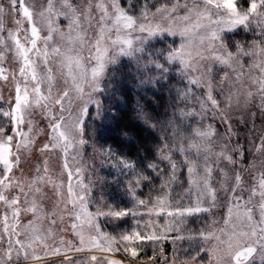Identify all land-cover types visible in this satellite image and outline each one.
<instances>
[{
	"label": "snow or ice",
	"instance_id": "obj_1",
	"mask_svg": "<svg viewBox=\"0 0 264 264\" xmlns=\"http://www.w3.org/2000/svg\"><path fill=\"white\" fill-rule=\"evenodd\" d=\"M8 3L16 27L5 28L7 9L0 3V80L10 78L7 68L3 67L8 53L17 67L11 76L14 102L8 110L0 108V208L3 209L0 264H13L14 259L21 258L31 264H43L49 255H61L60 247L48 244L56 223L51 219L55 213L49 214L50 226L42 227L39 221L45 213L42 200L38 201L37 197L43 196L45 185H52L57 195H62V184L48 174L46 161L43 168L34 169L31 177L16 175L21 169L22 153L30 152L35 144L33 115L37 109L49 120L51 129L49 142L39 150L61 152L62 168L68 177L64 210L74 220L71 228L79 237L80 245L85 244L83 222L91 229L87 241L92 248L101 252L122 251L132 258L130 264H133L146 245H153L154 252L160 250L155 245L167 239L169 232L178 231L177 221L183 223L186 217L209 213L219 202L218 193L223 192L227 200L223 223L229 225L235 214L241 224L233 225L231 231L219 229L222 235L217 234L215 220L201 229L202 244L196 250L193 264L196 258L202 264H252L257 256L264 264V168L258 176L253 173L250 186L245 187L242 172L255 169L256 164L251 163L245 169L244 150L238 143H232L233 109L241 100L245 108L258 100L256 106L264 116V0H248L246 7L240 0H185L184 3L176 0L157 7L155 12L145 7L140 16L129 14L121 0H87V3L81 0V4L75 0H43L39 11L34 5L30 7L28 0H8ZM92 28L97 29L95 35L89 32ZM238 28L257 30L259 39L248 46L240 42L229 44L223 33ZM163 33L180 37L179 46L157 50L154 57L142 61L138 54L144 52V42ZM193 35L205 46L203 51H197L195 63L189 50ZM85 50L87 57L83 55ZM121 56L130 57L143 69L138 88L155 87L167 80L173 68L178 79L185 82L182 87L171 86L175 88L176 104L166 121L154 120L139 102L134 109L139 111L133 119L164 133L156 146L155 159L147 163V168L161 179V190H170L183 169L188 193L194 199L187 206H181V202L173 206L169 191L157 196L154 203L136 200L130 181L133 199L148 208L150 218L143 222L136 220L135 227L113 236L102 231L97 217L120 219L131 215L135 218L141 214L134 209L89 211L90 183L85 184L80 178L84 172L82 167L69 168L68 158L71 156L75 161L71 150H79L87 143L84 134L90 106H96L97 115L100 114L102 105L97 96L103 90L102 80L107 67L118 63ZM245 58H251V62ZM200 61L210 63L204 65ZM219 70L223 75L217 85ZM57 73L63 77L65 87L54 93ZM225 83L235 91L221 98L217 92L223 93ZM246 83L248 87L244 89ZM209 117L212 122L205 123ZM132 131L125 126L122 134L131 139ZM255 151L264 156V135ZM101 154L112 155L110 151ZM120 163L126 168L134 167L126 160ZM133 175L136 186L151 179L143 172L134 171ZM243 192L248 193L247 200H243ZM68 204L72 206L71 211ZM29 214L32 219L23 223L22 217ZM153 214L170 219L161 224L151 219ZM5 237L7 248H2ZM61 243L69 251L84 250L71 242ZM64 259L72 264L67 253ZM91 259L96 261L97 257ZM107 264L121 262L108 259Z\"/></svg>",
	"mask_w": 264,
	"mask_h": 264
},
{
	"label": "rangeland",
	"instance_id": "obj_2",
	"mask_svg": "<svg viewBox=\"0 0 264 264\" xmlns=\"http://www.w3.org/2000/svg\"><path fill=\"white\" fill-rule=\"evenodd\" d=\"M42 2L43 0H28L29 6L31 7L34 5L37 11H39ZM75 2L77 4H81V0H75ZM175 2L176 0H130V2L129 0H121L122 6L128 10L129 14L133 16H140L141 11L145 9V7H147L149 11L155 12L157 7L165 4L170 5L171 3ZM180 2L184 3L185 0H180ZM240 2L246 7L248 0H240ZM0 3H3L7 9V13L4 16L5 28L14 29L16 27L15 20L8 0H0ZM84 3H87V0H84ZM81 7H83V5H81ZM93 14L97 15L95 10H93ZM41 23H43V21H41ZM25 27H27V25H25ZM96 31L97 29L95 28L89 30L90 34L92 35H95ZM237 31L249 33L251 40L240 42L246 46L251 45L254 40L259 39V37L255 34L257 30L246 31L243 28H238L233 31H226L223 33L224 39L229 44L234 45L238 41H232V39L228 36ZM229 39H231V41H228ZM192 40L193 42L189 50L192 54V60L195 63L198 62L197 51H203L205 46L199 44V39L196 35H193ZM180 42L181 40L178 36H169L167 33L158 34L144 42V52H147L149 57H154L157 50L168 49L171 46H179ZM83 55L87 57L88 53L86 50L83 52ZM123 59L132 60L135 64L136 73H142L143 69L138 71V65L136 61L130 57L121 56L118 63ZM245 60L248 63L251 62V58H245ZM118 63L109 65L107 67L102 83L106 78L110 77L111 68L116 66ZM200 63L207 65L210 63V61H200ZM3 67L7 68L10 78L8 81L0 80V95L3 96V99L0 100V108L8 110L9 105L14 102L13 81L11 76L17 67L13 61L11 53L7 54V59ZM53 67L55 69V65H53ZM217 67L218 66H214V68ZM64 71L66 72V69ZM153 71L156 70L154 69ZM170 73L173 75L176 74L178 78L175 68H173ZM222 75V70L216 72L217 85L219 84V79ZM180 81L182 87L185 82L182 80ZM64 87L65 85L63 83V77L57 73V81L55 84L54 93L62 91ZM247 87L248 84L246 83L244 89ZM236 88H240V85H237ZM244 89H241V91ZM229 91H235V89L230 88L229 84L225 83L223 85V93L217 92V95H220L222 98L224 95H227ZM253 91H255V89H253ZM257 104L258 100H254L253 105L245 108L243 101L241 100L240 105L234 106L233 109L232 128L235 135L232 136V143H238L240 146H242L245 153V169H247L248 165L251 163L256 164L255 169L242 172L246 182L245 187L250 186L253 173L258 176L261 169L264 168V165H261V160L264 159V156H261L255 151L256 147L260 144V137L264 135V116L261 115L260 109L256 106ZM91 107L92 106H90V111L92 109L94 110L93 112H96L97 114L96 106L93 105V108ZM65 116H67V113H65ZM151 122L153 121H150V123ZM208 122H212L211 117H209L208 121H205V123ZM33 124L36 130L35 144L30 152L22 153L21 169L16 172V175L21 178L31 177L34 174V169L38 166L43 168V162L46 161L48 174L53 178V180L62 184V187L60 188L62 195L58 196L56 189L52 185H45L42 186L43 196L37 197L38 201L42 200L41 207L45 213L44 219L39 221L42 227H49L51 219L56 221L55 225L53 226V236L48 240V244L51 247L61 248L60 256L49 255L46 257L43 264H67V261L64 259V253H67V255L70 257L72 264H107L108 259L118 260L121 262V264H130L132 258L127 256L122 251L101 252L95 248H92L87 241V237L91 233V229L86 223L83 222L81 223V227L85 235V244L80 245L79 237L74 234V231L71 228V224L74 222V220L68 215V212L64 210V201L68 199V177L66 174H64V169L62 168L63 158L61 152L59 150L51 149L45 151L39 150L45 143L49 142V133L51 132L49 120L44 117L41 110L37 109L33 115ZM220 130L223 131V128ZM84 139L87 141V143L83 145L81 149L71 150L72 154L76 156V160L72 161L71 156H69L68 162L70 169L75 167H82L84 169L83 175L80 178L85 184L90 183L91 202L89 204V211L95 212L97 208H101L104 211L109 210V208L112 210L125 211L134 209L141 214L135 218H133L131 215L120 219H113L111 217H97L96 222L99 223L103 232L113 236H119L121 232L135 227L136 220H141L142 222L148 220L150 218L147 215L148 208L143 205H138L136 200H151V202L154 203L157 196L163 195V193L169 191L173 206H175L177 202H181V206H187L194 199V196H191L188 193L189 186L186 173L183 169L180 173V179L171 186L170 190L167 188L161 190V179L147 168V163L149 160L155 159V153L154 157L137 162L135 165L130 163L134 166L132 169H130L124 167V165L120 163L122 159L116 157L110 159L107 156H100L102 150L98 149L97 151L96 148H92L90 146V142L85 138V134ZM108 158L109 160H106ZM161 167H164V165L162 164ZM134 171L143 172V174L149 175L151 177L150 181H142L138 186H136L133 175ZM73 176L75 179V172H73ZM130 181L132 182L131 186L135 191L136 200L133 199V196L130 192ZM216 186L219 187V185ZM75 190L77 192L80 191L79 188H76ZM218 195L219 202L215 207L211 208L209 213H198L193 216L186 217L183 223H179V221H177L176 228L178 231L169 232L167 239L161 241L160 244L155 245V247L160 250L154 252L153 245H146L143 251L139 253V258L135 260L133 264H185L186 261L188 264H193V258L196 257V250L199 249L202 244V241L199 239V232L201 229H205L207 225H209L213 220L217 221L214 227L217 230V234L219 235H222V233L219 232V229L221 228L231 231L233 225L239 227L241 222L237 219L235 214L233 215L232 221L229 225L226 226L223 223L227 211V200L223 192L218 193ZM242 198L243 200H247L248 193L243 192ZM148 207H151V204H149ZM67 208L69 211H71V204H68ZM2 211L3 209L0 208V212ZM51 213H55V216H52L50 219L49 214ZM61 216L64 217L63 221H61ZM31 219V214L26 217H22V221L25 224ZM151 219L163 224L170 218L157 217L155 214H153ZM61 241H64L65 243L71 242L75 247H83L84 250L80 252H76L74 250L69 251L65 244L61 243ZM2 248H7L6 237ZM92 256H96L97 260L93 261L91 259ZM153 257L155 258L153 259ZM13 264H31V262L25 261L23 258H21L19 261L14 259ZM194 264H202V261L199 258H196ZM252 264H261L258 256L252 260Z\"/></svg>",
	"mask_w": 264,
	"mask_h": 264
},
{
	"label": "trees",
	"instance_id": "obj_3",
	"mask_svg": "<svg viewBox=\"0 0 264 264\" xmlns=\"http://www.w3.org/2000/svg\"><path fill=\"white\" fill-rule=\"evenodd\" d=\"M228 37L238 42L251 40L249 33L240 31ZM139 56L142 61L152 58L147 52L140 53ZM140 69L142 68L138 67V71ZM141 78V74L136 73L132 60L123 59L112 67L110 77L104 80L103 90L98 94L102 105L100 114L97 115L91 109L85 128V138L92 148L97 151H110L112 155L107 156L110 159L116 157L133 165L154 157L156 146L164 135L162 131H154L133 119L139 111H134L135 105L139 102L154 120L166 121L172 115L176 104L175 88L171 86L182 85L177 75L169 72L167 80L158 82L155 87L146 86L141 89L137 87ZM125 126L133 130L131 139L122 134Z\"/></svg>",
	"mask_w": 264,
	"mask_h": 264
}]
</instances>
